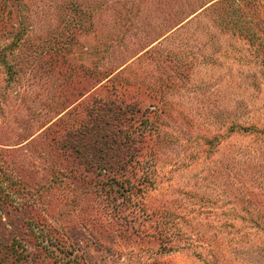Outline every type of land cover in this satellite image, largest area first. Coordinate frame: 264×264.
Instances as JSON below:
<instances>
[{
	"label": "rangeland",
	"instance_id": "obj_1",
	"mask_svg": "<svg viewBox=\"0 0 264 264\" xmlns=\"http://www.w3.org/2000/svg\"><path fill=\"white\" fill-rule=\"evenodd\" d=\"M60 1L17 0L9 15L0 11V51L5 47L0 58V142L7 148L23 144L12 156L0 155L6 174L25 173L15 168L22 160L28 165L39 150L50 154L49 159H36L41 164L62 163L46 182L41 174L36 179L37 192L42 191L37 196L40 221L51 224L56 237L49 246L52 252H43L38 262L264 264V65L248 55L245 42L213 32L206 21L207 28L196 20L170 32L152 57L138 65L150 71L128 88L141 103L125 123L132 126L135 139L156 143L161 152L145 154L140 168L85 170V156L76 158L74 150L58 153L49 144L52 134L37 135L42 129L34 133L44 115L49 119L58 111V98H51L59 82L56 59L79 14L56 8ZM79 1L102 31L97 32L94 53L76 45L74 52L85 63L90 54L100 58L111 53L115 59L138 49L150 28H162L165 19V0L139 1L137 12L135 0ZM35 6L40 10L36 17ZM17 29L22 35L14 46ZM43 40L46 47L40 45ZM7 65L16 71H8ZM166 72L173 79L169 87ZM104 91L97 87L94 94ZM151 104L164 112L149 114ZM233 120L249 128L228 132ZM216 133L225 138L216 137L220 145L214 146ZM240 145L245 150L241 156L233 152ZM123 176L133 184L145 182L131 188L129 199L121 191ZM25 194L23 200H29ZM24 216L29 220L37 215L28 209ZM4 221H12L11 216ZM28 227L23 225L19 233L29 252H38L37 243L49 244Z\"/></svg>",
	"mask_w": 264,
	"mask_h": 264
},
{
	"label": "trees",
	"instance_id": "obj_2",
	"mask_svg": "<svg viewBox=\"0 0 264 264\" xmlns=\"http://www.w3.org/2000/svg\"><path fill=\"white\" fill-rule=\"evenodd\" d=\"M16 1L0 0V11L7 10L9 15L11 8L18 5ZM135 1L134 9L137 12L138 2L146 3L147 0ZM159 1L161 0H158V3ZM60 2L57 0V3ZM169 2L172 5H169ZM81 6L79 0H63L62 6L58 4L56 7H64L69 9V12L73 11L74 14H79H77V19L72 20V30L67 31L69 37H66L65 44L58 51L60 59H56L57 64L54 71L55 78L59 82L51 92V98H58V111L49 119H46L47 116L44 115L34 133L42 129L37 135L42 132L52 134L49 144L58 153L74 150L76 158L85 156L82 162L85 170L94 168L104 172L106 169L122 170L126 166L133 167L134 165L140 168V160L145 154L149 153L155 157L161 152L162 148L156 143H146L143 139H135L131 131L132 126L125 123L127 120L133 119L134 114L139 112L141 103L132 92L128 91V88L134 85L137 77L142 74L145 76L144 74L150 71V69H144L138 65L143 62L144 58L152 57V51L157 47L156 45L170 32L183 27L190 21L199 20L198 26L200 25V27L207 28L208 26L213 32L218 31L229 39L235 37L238 42L241 40L245 42L248 46V55L258 64L264 65V0H183L182 2L180 0H165V19L161 22L162 28L157 30L152 26L150 34L146 35V41H143L138 49H132L127 55L119 54L115 56V59L111 58L113 57L111 53H109L110 56L101 55L100 58L90 54L93 57H90L86 63L79 59L80 56L75 54L74 49L76 45H79L83 46V49L89 50L90 53H94L98 43L97 32L102 31L97 29V21L94 18L89 19L88 10H83ZM142 8L143 5L141 10ZM35 9L33 16L36 17L40 10L36 6ZM205 21L207 26H203ZM17 32L19 29L15 34L16 39L11 42L14 46H17L22 35L21 30L19 33ZM81 33L82 35H80ZM47 44V41L43 40L40 45L46 47ZM4 49L5 47L2 48V50ZM2 50L0 58L3 59ZM166 56L168 55L165 54ZM16 65L18 64L14 63L13 68L17 69ZM135 65H137L136 68H134ZM6 68L8 71L15 70L11 69L10 65H7ZM170 74L172 73L170 72ZM180 74L182 73L180 72ZM171 83H173V79L166 72L165 87L171 86ZM101 86L105 88L104 94H94L95 89ZM149 90L155 92L154 86H150ZM151 105L153 109L148 110L149 114L160 109L161 113L164 112L163 108H159L156 104ZM244 124L239 125L233 120L228 126V132L245 131L249 127ZM154 127H152L153 131ZM255 129L261 130L262 127L256 126ZM222 135L223 133H216L214 140L216 137L223 140L225 136L222 137ZM210 141L212 140L210 139ZM0 144L1 156H12L18 151L17 147L23 146L22 144L7 148L5 145L8 144L2 142ZM212 144L220 145V141L216 140V143L212 142ZM57 152L54 153V156L58 161L61 159ZM233 152L241 156L245 152L244 146H238ZM34 156L36 158L30 160L26 157L22 158L29 160L28 165H24L26 161L22 160L15 169L17 173L19 170L25 173L15 176H7L6 169L0 159V211L4 215L0 218V264H18L20 261L40 264L38 261L44 254L43 252H52L49 246H54L52 244L56 239L53 234L54 228L51 224H42L40 221L43 216L38 212L40 204L37 196L42 191L37 192L39 185L36 179H39L37 175L41 174L46 182L50 172L59 173L55 167L56 165L62 166V163L58 161L57 164H53L50 160L51 166L41 164L40 160H36L37 158H50V154L43 150H39ZM67 171L68 169L65 168V172ZM129 174L134 175L135 172L130 171ZM75 177L73 176V178ZM33 178H35L34 181ZM136 181L137 183L133 184L126 177L120 181L121 191L124 192L123 196L126 199H129L132 187L145 183L139 179ZM24 192L25 195L31 196L29 200H23ZM28 209L37 216L29 217V220H26L24 214ZM241 209L244 210V208ZM10 216L12 221L5 222L4 220ZM23 225L27 227L30 225L28 227L30 234L34 233L38 238H45L49 244L37 243L38 252H29L22 244L23 239L19 233L22 231ZM5 240H9L11 245L3 244ZM4 249H6L5 252H3Z\"/></svg>",
	"mask_w": 264,
	"mask_h": 264
}]
</instances>
